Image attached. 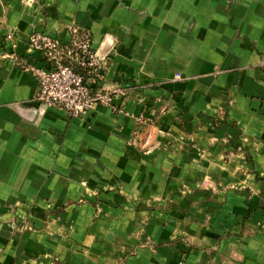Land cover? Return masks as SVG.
<instances>
[{"label": "crops", "instance_id": "0c3cea01", "mask_svg": "<svg viewBox=\"0 0 264 264\" xmlns=\"http://www.w3.org/2000/svg\"><path fill=\"white\" fill-rule=\"evenodd\" d=\"M71 25L115 108L40 104L12 59ZM0 264H264V0H0Z\"/></svg>", "mask_w": 264, "mask_h": 264}, {"label": "built area", "instance_id": "2783aa9c", "mask_svg": "<svg viewBox=\"0 0 264 264\" xmlns=\"http://www.w3.org/2000/svg\"><path fill=\"white\" fill-rule=\"evenodd\" d=\"M68 33L69 40L66 43L46 32L29 35L28 46L44 55L45 64L38 65L12 55L22 70L36 78L34 99L40 104L63 111L68 117L86 116L95 104L115 108L113 97L125 96V89L96 88L105 72L106 56H99L94 49L90 29L71 25ZM5 39H10L9 33ZM174 77L179 78V74L176 73ZM135 122H144L143 116H137ZM8 224L19 231L31 226L27 217L20 216L12 217Z\"/></svg>", "mask_w": 264, "mask_h": 264}, {"label": "water", "instance_id": "95a60500", "mask_svg": "<svg viewBox=\"0 0 264 264\" xmlns=\"http://www.w3.org/2000/svg\"><path fill=\"white\" fill-rule=\"evenodd\" d=\"M97 54H98L99 56H102L98 51H97Z\"/></svg>", "mask_w": 264, "mask_h": 264}, {"label": "trees", "instance_id": "16d2710c", "mask_svg": "<svg viewBox=\"0 0 264 264\" xmlns=\"http://www.w3.org/2000/svg\"><path fill=\"white\" fill-rule=\"evenodd\" d=\"M138 128L135 130V132H137Z\"/></svg>", "mask_w": 264, "mask_h": 264}]
</instances>
